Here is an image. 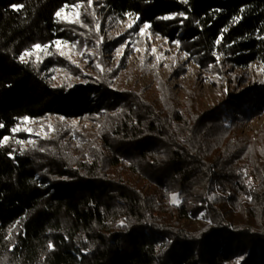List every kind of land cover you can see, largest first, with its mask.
Listing matches in <instances>:
<instances>
[{"label": "trees", "instance_id": "trees-1", "mask_svg": "<svg viewBox=\"0 0 264 264\" xmlns=\"http://www.w3.org/2000/svg\"><path fill=\"white\" fill-rule=\"evenodd\" d=\"M78 1L0 0V264H264V127L242 129L264 113V82L210 108L195 93L176 102L164 83L160 101L102 82L53 86L42 72L55 53L20 57L69 38L56 13ZM96 2L200 66L264 68V0ZM48 115L103 121L67 154L11 138L21 119ZM198 203L209 224L190 228Z\"/></svg>", "mask_w": 264, "mask_h": 264}, {"label": "rangeland", "instance_id": "rangeland-1", "mask_svg": "<svg viewBox=\"0 0 264 264\" xmlns=\"http://www.w3.org/2000/svg\"><path fill=\"white\" fill-rule=\"evenodd\" d=\"M99 7L96 0H92L91 5L88 0H82L64 6L58 19L73 27L68 31L69 38L56 40L52 50L43 45L36 49L34 45L26 55L34 61H43L55 53L56 65L42 72L51 85L72 88L102 82L114 90H132L160 101L158 85L164 83L176 102L192 100L190 94L195 93L202 104L210 108L216 103L223 107L229 96L247 92L264 82V68L259 63H252L246 69L226 65L220 68L213 64L200 66L183 52L177 41L148 34L143 24H135L133 17L108 16ZM229 117H226L228 121ZM61 118L48 115L27 121L21 119L13 128L19 130L12 131L11 138L22 149L48 143V150H51L54 143H50L55 140L57 147L66 148L67 154L89 143L87 135L97 131L103 121V115ZM258 127H264V113L248 120L242 129L250 134ZM217 195V190L210 193L206 203ZM173 197L178 203H173ZM169 201L177 205L181 199L178 193H170ZM192 209L194 211L185 220L188 227L209 224L202 204Z\"/></svg>", "mask_w": 264, "mask_h": 264}, {"label": "snow or ice", "instance_id": "snow-or-ice-1", "mask_svg": "<svg viewBox=\"0 0 264 264\" xmlns=\"http://www.w3.org/2000/svg\"><path fill=\"white\" fill-rule=\"evenodd\" d=\"M184 2H187V0H184ZM88 3H89V5H91L92 0H88ZM12 7H13V8H16L17 10H19V6L13 5ZM61 12H63V9H61L60 11H58V12L56 13V16L59 17V16L61 15ZM181 15H183V14H181ZM172 18H173V17H171V16H165V17H162V19H172ZM131 26H132V25L129 24V27H131ZM148 27H149V25H147V24L144 25V29H146V28H148ZM144 29H141V31H144ZM57 43H59V42H57ZM217 43L219 44L220 41L217 40ZM41 47H42L41 45H35V46H34V48H36V49H40ZM43 47L47 48L46 45L43 46ZM29 54H30V53H25L23 56L20 57V59L23 61V60H24V57H25L26 55H29ZM61 54H63V53H61ZM24 119L27 121L28 118L25 117ZM61 119H63V118H61ZM0 127H3V125H0ZM18 130H19V129H13L12 131H13V132H16V131H18ZM4 139L7 140L8 138L5 137ZM173 203H178V200H177L175 197H173ZM51 247H52V245L49 244V248H51Z\"/></svg>", "mask_w": 264, "mask_h": 264}]
</instances>
